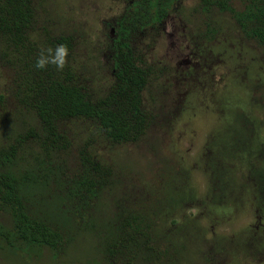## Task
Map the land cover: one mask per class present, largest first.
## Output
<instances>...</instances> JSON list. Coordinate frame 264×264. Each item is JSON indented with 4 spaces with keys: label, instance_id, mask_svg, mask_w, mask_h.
Returning a JSON list of instances; mask_svg holds the SVG:
<instances>
[{
    "label": "rangeland",
    "instance_id": "1",
    "mask_svg": "<svg viewBox=\"0 0 264 264\" xmlns=\"http://www.w3.org/2000/svg\"><path fill=\"white\" fill-rule=\"evenodd\" d=\"M125 6L124 0H40L38 31L75 37L82 78L99 96L111 80L103 24ZM201 6L183 1L137 44L150 69L143 103L152 124L145 137L119 145L94 123L74 120L63 126L70 150L52 160L76 169L84 148L96 153L111 183L94 222L106 228L123 210L146 216L167 264H264V184L257 172L264 160V47L246 39L229 13ZM16 71L0 41V146L40 129L17 101ZM38 152L34 145L21 153L22 166ZM1 226L11 227L3 212ZM103 235L82 234L57 258L47 249L33 258L13 255L0 238V264H105Z\"/></svg>",
    "mask_w": 264,
    "mask_h": 264
},
{
    "label": "trees",
    "instance_id": "2",
    "mask_svg": "<svg viewBox=\"0 0 264 264\" xmlns=\"http://www.w3.org/2000/svg\"><path fill=\"white\" fill-rule=\"evenodd\" d=\"M124 1L123 12L103 24L111 80L99 96L91 82L82 78L75 37L38 31L40 0H0V41L17 69L16 98L35 115L40 128L0 146V212L11 222L9 229L0 227V238L13 255L33 258L47 249L57 258L78 236L104 230L105 264H118L119 257H125L126 264H134L138 258L147 264H167L146 216L123 210L106 228L94 222L98 199L111 183L110 171L96 153L84 148L76 169L52 160L53 154L71 148L63 128L70 121L92 122L106 140L119 145L140 142L151 127L152 114L143 103L150 69L138 56L137 44L147 33L160 29L186 0ZM235 1L242 3V10L234 7ZM200 2L205 13H229L246 39L264 47V0ZM57 44L69 49L65 69L36 70L40 49ZM34 145L42 155L33 153L32 163L22 166L20 154ZM263 163L257 172L264 184Z\"/></svg>",
    "mask_w": 264,
    "mask_h": 264
},
{
    "label": "clouds",
    "instance_id": "3",
    "mask_svg": "<svg viewBox=\"0 0 264 264\" xmlns=\"http://www.w3.org/2000/svg\"><path fill=\"white\" fill-rule=\"evenodd\" d=\"M69 49L64 44H57L54 47H42L35 58L34 67L36 70H47L49 67L56 71L65 69L68 63Z\"/></svg>",
    "mask_w": 264,
    "mask_h": 264
}]
</instances>
